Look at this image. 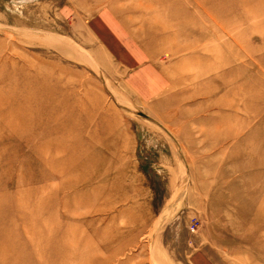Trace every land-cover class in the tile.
Returning <instances> with one entry per match:
<instances>
[{"label": "rangeland", "instance_id": "1", "mask_svg": "<svg viewBox=\"0 0 264 264\" xmlns=\"http://www.w3.org/2000/svg\"><path fill=\"white\" fill-rule=\"evenodd\" d=\"M0 264H264V0H0Z\"/></svg>", "mask_w": 264, "mask_h": 264}]
</instances>
